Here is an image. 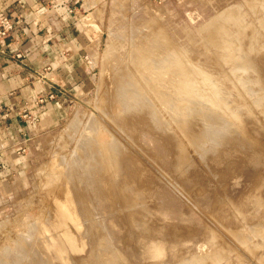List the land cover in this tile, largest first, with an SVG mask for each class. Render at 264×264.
<instances>
[{
	"label": "rangeland",
	"instance_id": "374dc122",
	"mask_svg": "<svg viewBox=\"0 0 264 264\" xmlns=\"http://www.w3.org/2000/svg\"><path fill=\"white\" fill-rule=\"evenodd\" d=\"M86 1L94 6L90 22L97 33L88 57L89 77L74 92L68 108L54 126L41 129L36 124L32 127L27 155L19 162L11 159V172L0 160V264H32L35 259L33 264H37V260L42 264L46 261L47 264H71L69 258L85 257L89 245H84L85 250L80 247L84 251H73L78 258L69 248L62 250L63 258L56 256L52 234L60 237L59 232L66 229L75 232L76 227L69 219L66 222L62 214L56 216L52 204L56 206L55 200L61 196L67 180L76 190H72L74 194L88 193V190L82 191L88 189L86 180L84 185L82 180L76 181L86 178V167H78L79 163L93 161L87 155V144L84 146L83 140L94 138L99 132L108 134V131L114 142L119 140L129 149H134L137 140L139 146L133 151L141 153L138 156L147 169V176L154 181L152 184L145 178L141 181L140 193L144 197L136 202L139 204L136 211L149 208L143 223L147 224L149 235H136L131 231L133 224L122 218L123 208L119 202L110 207L111 216L108 215L106 222L116 237L112 240L122 250L124 261L115 264H264V0ZM232 31H235L234 36L230 34ZM153 34L158 40H169L175 47L176 63L186 65L202 78L203 87L209 88L207 94L193 91L191 98L207 102L202 105L217 113L221 112L219 108L227 110L231 116L228 114L226 118L231 119L230 124L234 123L225 130L233 132L232 128L238 124V134L244 139L246 149L238 148L237 143L218 146L208 137L200 140L196 135L198 141H195L182 135L177 127L179 118H168L170 115L162 105L161 116L172 121L164 117L170 125V133L176 135L173 145H163L161 138L165 131L158 133L151 130L155 129L152 126H136L135 129L132 125L130 135L116 130L112 118L116 86L122 73L136 65L139 45ZM136 66L148 74L144 65ZM212 85L218 90L209 97ZM200 105L196 102L194 113L200 112L196 109ZM246 107L251 124L241 122L245 110L242 108ZM174 113L176 115L175 110ZM92 121L94 130L87 127ZM199 121L200 118L194 121V129L205 130L208 122L205 119L200 124ZM219 127H215L216 134L224 136L223 126ZM148 129L157 133L156 138ZM134 134H138L137 137H133ZM247 145L252 148V156L247 155ZM178 147L184 148L183 157ZM229 148H233L231 153ZM218 150L230 154L220 164L211 159ZM172 159L176 164L169 163ZM75 166L78 168L73 169ZM68 169L76 173L72 175ZM87 193L82 197L89 204H98L96 200L91 202L94 200ZM131 207L128 209H136ZM99 208H95L97 220L104 217ZM56 220L66 222L63 231L52 230V222ZM41 236H45L44 239ZM118 239L124 242L119 243ZM24 245L32 250L30 254H35L33 258L29 251V255L24 253L28 250Z\"/></svg>",
	"mask_w": 264,
	"mask_h": 264
},
{
	"label": "bare ground",
	"instance_id": "6f19581e",
	"mask_svg": "<svg viewBox=\"0 0 264 264\" xmlns=\"http://www.w3.org/2000/svg\"><path fill=\"white\" fill-rule=\"evenodd\" d=\"M230 34L234 36L233 34H235V31H232ZM137 51H138V58L134 60L135 64L144 65L145 68L148 70V74L142 73L139 70V67L136 65L128 68L125 72L122 73L121 81L116 86L117 95H116L115 103L113 105L114 106L113 107L114 110L112 113L113 117L111 116L113 118L114 126H116L117 131L119 130V131H122L123 133H129V132H133V130L131 131L130 129H134V128L136 129L138 126H144V127L146 125L147 127L152 126L155 129L152 128L151 130H157L158 133H159V130L165 131V134L162 138L160 135H158V137L161 138V142L163 141V145L168 147V145L172 144V142L174 143V141L176 140L175 139L176 135H172V132L170 133L171 129H168L170 128V125L167 121L169 119H167L166 116H161L163 112L161 113L160 106L162 105L164 107L163 110H167L165 112L169 113L170 115V117L168 118L173 119V116L174 117L176 116L177 118H179V121L178 122L176 121V122H177L178 130H180L182 135H186L188 138H193L194 140L197 139L196 135H198L200 140L207 139L208 137V139L213 140L214 144L218 143V146L222 143H228V142L233 143V144L237 143L236 146L238 148L242 147L246 149V145H244L245 143L244 139L242 138V136L240 137V135L238 134V129H239L238 124L235 125V128L231 127L234 130L232 131L235 134H232L233 132L228 133L229 131L228 132L226 131V130H229V126H231L232 123H234L232 121V123L230 124L231 119L229 121L228 120L229 118H226V116H228L229 114L227 110H221V108H219L221 112L218 111L219 113H217L214 111V109L213 110L212 108L208 109V107H205L206 105H202V104H207V102L201 101V100L194 101L191 98L193 91L196 93L199 92L201 94H207L209 88H206V87L204 88L203 81L201 80L202 78L194 75L192 70L189 69L186 65H184L181 62L176 63L177 60H176V57H174L175 47L173 48L169 40L167 39H164L162 41L158 40L155 38V34H153L139 45ZM239 64L241 63L239 62ZM211 87L212 88H210L209 90L211 92L208 94L209 97H212L213 94L217 93V90H218V87L215 85H212ZM229 91L231 93V85H229ZM196 102H199L201 104L200 106L196 108L197 111H200L199 113L193 112V109H195L194 105H196ZM210 102H211V98H210ZM213 105L216 106L215 104ZM242 109H245V110L244 111L242 110L243 118L241 119V122L244 121L243 123L245 124H251L252 120H251L249 111H247L249 110L248 107L242 108ZM174 110L176 111V115L174 113ZM222 112H224V114H222ZM107 115H106V118H107ZM229 115L231 116V114ZM197 116L198 118H200V121L201 120L203 121L206 119V121L208 122L205 130L204 129H200V130L194 129V121L196 119L198 120ZM164 117H166L167 120H165ZM112 118L110 119V121H112ZM200 121L199 123L201 124ZM111 123L113 124V122ZM220 124L224 128L223 131L226 129L225 131L227 133L224 131V136L218 137V135L216 134L218 133L216 132L217 131L216 129L219 127L218 125ZM132 125H134L135 127L133 126L134 127L133 128ZM88 126L90 129H93V130L96 129L94 121H92L90 125L87 124V127ZM222 126L220 127L222 128ZM142 129L140 131H142ZM107 133L109 134V131ZM108 134L99 132L98 134H95L94 138L91 137L92 139L88 138V139L83 140L84 146L85 144H87V148H86L87 155H89L93 161L88 164L84 162L79 163L78 167H84V166L86 167V171H84L86 176L83 175L86 178L84 180H83V177H80L82 179H78V178L76 179V181L82 180V182H84L83 185L87 182L88 189H84L82 191L85 192L86 190H88V193L87 191L86 193L89 194L88 196L91 195L90 197L94 201H91L90 200L91 198L89 199L86 198V199H88V201L90 200L93 203L96 200L98 204L96 202H95L96 204L95 203L89 204L85 200V197L84 196L82 197V195H85L86 193L80 192L81 190L79 191L78 189L79 187L77 188V186L80 185L79 184L80 181L77 182L79 185H76L75 187L78 189L77 191L80 192V195L78 192L76 194L73 193L75 189L73 190V188H71V184H69L70 182L69 180L65 181V183L67 182L65 186L63 184L64 182L62 183L64 187L63 189H61L62 190L60 192L61 196H57L55 193V196H57L55 200L56 206L52 204L53 208L55 207L54 208L55 210L53 209L55 212V215L58 216L59 214H62L61 217L65 218L66 222L69 219L72 223L75 224V227H76L75 228L76 233L69 231L67 229L63 231V225L66 222H64L63 220H59V221L56 220L55 222H52L53 224L52 225L53 227H51L52 230L54 228L57 230V231L55 230L56 232L63 231L62 233L59 232V234H61L59 235L60 237L57 236V233L52 234L54 236L53 237L54 239L52 240V249L56 252L55 253L56 256L59 258L61 257L63 258L62 250L66 248H69L72 251V252L71 251L69 252L73 254L74 252H77V250H81V251L83 249L85 250L86 247H84V245L86 246L89 245V249L87 246L88 250L86 249V252H84V254L87 253L85 257L81 256L82 258L80 257L79 259H72L68 257L69 260H71V264H115L116 262L117 263L121 261L124 262L122 259L121 252H120L122 250H119L113 243L114 241L112 240V238H114L115 236H113L112 233L109 231V225H107V222H106L108 219L107 218L108 215L111 216L110 207L114 204V202H119L120 206H122L123 208L122 218L124 217L125 219H129V222L133 224V227H131V231L135 232L136 235H144V236H147V234L149 233V230L147 229V224H143L144 219H146L145 217H147L148 212H149L146 209H149V208L145 207V204H143L145 208H142L141 211H136L138 209L136 206L137 204L136 202L138 201L140 202L139 199L142 198L143 196L140 193L141 181L144 178H145V181L150 182L151 184L154 183V181H151L147 176L148 174L147 169L144 168L145 165L142 163L140 159L141 156L140 157L138 156L140 152L136 154L133 151L136 147L139 146V143H137V140H136L134 144L136 147L134 146V149H132V147L129 149L127 146L125 147L124 146L125 144H122V142L119 143L118 139H116L118 140L117 142H114L112 140V136L109 137ZM156 134L152 132V135L155 138H156ZM132 135L133 134H131V136ZM137 135L133 137H137ZM126 137H129V136H126ZM133 140H131L132 143H134ZM138 141H141V140H138ZM195 141H198V140H195ZM231 147L232 146H230V148ZM177 149L179 151V154H181L180 157H183V154L185 153L183 151L184 148L182 149L181 147H178ZM232 149H230V153ZM247 150H248V152L246 151L248 153L247 155L252 156V148L249 145H247ZM138 151H140V149ZM228 154H229V151L227 152L226 150L225 151L218 150V152L213 154V157L211 156V159H213L215 163L220 164V163H223L226 157L230 155ZM76 155L77 154H75V156ZM85 157L88 158V156H85ZM169 163L174 165L176 164V160L172 159L171 162L169 161ZM75 168L76 166L73 169ZM69 172L71 173V171ZM79 172L77 171V174ZM75 173L72 172L71 174L74 175ZM80 174L82 173L80 172ZM79 176L80 175H76L75 177H79ZM68 177L67 179H69ZM64 178L62 179L65 180L66 178L65 179ZM71 183H73L72 180H71ZM81 187H84V186H81ZM154 193H156V191ZM153 198L154 197H152V199ZM141 203H143V201H141ZM130 206H133L134 208L136 207V209L129 210ZM99 207H101L100 211L103 213L102 215H104V217L102 219L98 218L99 220H97L95 218V215H97L95 208L100 209ZM126 208L127 209L129 208V209L127 210ZM43 226H45V224ZM138 227L142 228L141 231L137 229ZM44 237L42 238L44 239ZM42 238H40V240ZM62 238H63V241H62ZM17 239L19 240V238ZM30 239H33V238H30ZM79 240L82 241V243H79L80 242ZM118 240H119V243L124 242L122 239H118ZM35 241H33V243ZM37 243H39V241H37ZM41 244L43 245L44 243L41 242ZM42 247L43 248L41 249L45 250L44 249L45 246H42ZM80 247L82 248L84 247V248L81 249ZM25 248H28V247L26 246ZM28 251H29V248L27 251H24V253L27 252L26 253L27 255ZM31 251L32 250L29 251V254ZM81 251H78V252H81ZM75 254L77 253H74V255ZM32 255L33 254H30V257L33 258L35 254L33 256ZM76 258H78V256ZM35 260H32V264H33V261ZM44 260H47V259H44ZM69 260L68 262H70ZM40 262L37 260V264H42V262L41 263ZM46 262L48 263V261ZM46 262L44 263L47 264ZM57 263L59 264V262Z\"/></svg>",
	"mask_w": 264,
	"mask_h": 264
},
{
	"label": "crops",
	"instance_id": "0c3cea01",
	"mask_svg": "<svg viewBox=\"0 0 264 264\" xmlns=\"http://www.w3.org/2000/svg\"><path fill=\"white\" fill-rule=\"evenodd\" d=\"M94 10L86 0H0V13L15 24L0 36V160L7 171L30 147L26 115L38 113L41 129L54 126L89 77ZM40 96L46 104L37 109Z\"/></svg>",
	"mask_w": 264,
	"mask_h": 264
},
{
	"label": "built area",
	"instance_id": "2783aa9c",
	"mask_svg": "<svg viewBox=\"0 0 264 264\" xmlns=\"http://www.w3.org/2000/svg\"><path fill=\"white\" fill-rule=\"evenodd\" d=\"M15 31V24L13 21L4 13H0V36L6 37L10 34H12ZM36 106V108L41 109L45 104V98L40 96L34 99L33 102ZM27 120L29 121V124L33 127L38 123L39 114H33V115H26Z\"/></svg>",
	"mask_w": 264,
	"mask_h": 264
}]
</instances>
